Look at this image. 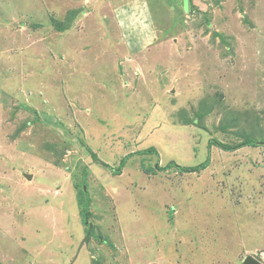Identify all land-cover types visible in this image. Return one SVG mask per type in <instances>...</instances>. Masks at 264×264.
Masks as SVG:
<instances>
[{
  "label": "rangeland",
  "instance_id": "obj_1",
  "mask_svg": "<svg viewBox=\"0 0 264 264\" xmlns=\"http://www.w3.org/2000/svg\"><path fill=\"white\" fill-rule=\"evenodd\" d=\"M141 1L0 0L6 264L264 258V0Z\"/></svg>",
  "mask_w": 264,
  "mask_h": 264
},
{
  "label": "crops",
  "instance_id": "obj_2",
  "mask_svg": "<svg viewBox=\"0 0 264 264\" xmlns=\"http://www.w3.org/2000/svg\"><path fill=\"white\" fill-rule=\"evenodd\" d=\"M193 1V0H192ZM192 1L191 0H183V9L186 11V10H188L189 9V5H191V3H192ZM144 5H145V0L144 1H141ZM191 2V3H190ZM194 2H195V0H194ZM136 4H137V2H136ZM135 5V4H134ZM147 6V5H146ZM188 6V7H187ZM147 8H148V10H147V12H148V16L149 17H151L150 16V14H149V7L147 6ZM169 15H170V13H168ZM172 15V14H171ZM173 16V15H172ZM12 21V20H11ZM3 27H5V28H8L9 29V27H10V24L11 23H8V24H6V25H4V23L2 24V23H0ZM144 33H145V31H144ZM142 39V41L143 42H145V36H144V38L142 37L141 38ZM126 47L128 48V44L126 43ZM17 157H20L19 158V160L18 159H16L15 158V156H14V158H13V160H15V161H18V162H20L21 163V161L22 162H24V160H26V158L23 156V155H21V156H18V155H16ZM22 157H24L22 160H21V158ZM210 161H211V159H210ZM213 162V159H212V161H211V163ZM201 163V162H200ZM23 164V163H22ZM188 166H191V165H188ZM193 166V165H192ZM31 230V229H30ZM31 232H32V230H31ZM84 246V245H83ZM144 248H145V246H143ZM81 248H83V247H81ZM81 248H79L77 251H76V253H74L72 256V261H70V264H74L75 263V261H76V259H77V257H78V255H79V253H80V251H81ZM264 249H262V250H257V249H253V250H246V251H249V252H251V253H255V252H257V253H259V254H264V251H263ZM124 250L123 249H117V253L118 254H121L122 252H123ZM141 251H143V249H142V247H141ZM263 252V253H262ZM87 253V252H86ZM128 253V257L132 260V261H138L139 259L141 260V261H143V263L145 262V253H141V256H142V258H138V257H135L136 255L130 250V251H128L127 252ZM259 260H260V264H264L263 262H262V260L264 261V258H261V256H259ZM10 259H15V255H11V254H8L7 255V257H6V255H4V256H0V264H6V263H8L9 262V260ZM86 261H88V257L86 258ZM242 263V262H241Z\"/></svg>",
  "mask_w": 264,
  "mask_h": 264
},
{
  "label": "trees",
  "instance_id": "obj_3",
  "mask_svg": "<svg viewBox=\"0 0 264 264\" xmlns=\"http://www.w3.org/2000/svg\"><path fill=\"white\" fill-rule=\"evenodd\" d=\"M209 144L210 145L212 144L211 141H209ZM207 164H208L207 161H202L200 163V165L198 164L196 166L195 165L194 166H187L188 168H183V167H186V166L179 167V165H176V164H175V166H177L180 170H182V169H188V171H198L201 168H205L207 166ZM84 207L85 206H81V210H80V215H81V218H82V221L83 222L86 220V217L85 216L88 215Z\"/></svg>",
  "mask_w": 264,
  "mask_h": 264
},
{
  "label": "water",
  "instance_id": "obj_4",
  "mask_svg": "<svg viewBox=\"0 0 264 264\" xmlns=\"http://www.w3.org/2000/svg\"><path fill=\"white\" fill-rule=\"evenodd\" d=\"M27 178H30V176L28 175ZM242 264H260V263L254 257L246 256Z\"/></svg>",
  "mask_w": 264,
  "mask_h": 264
},
{
  "label": "clouds",
  "instance_id": "obj_5",
  "mask_svg": "<svg viewBox=\"0 0 264 264\" xmlns=\"http://www.w3.org/2000/svg\"><path fill=\"white\" fill-rule=\"evenodd\" d=\"M157 166V165H156ZM80 213V212H79ZM81 216V215H80ZM88 230H89V228H88ZM86 236H88V232H87V235ZM82 242H85V238H83V240H82ZM83 244L84 243H82L81 244V246L80 247H82L83 246ZM85 246V245H84ZM247 256H252V257H254L253 255H251V254H249V255H247ZM72 257V256H71ZM246 257V256H245ZM245 257H244V259H245ZM255 258V257H254ZM257 261H259V263H260V260H259V258H255ZM72 261V260H71Z\"/></svg>",
  "mask_w": 264,
  "mask_h": 264
}]
</instances>
